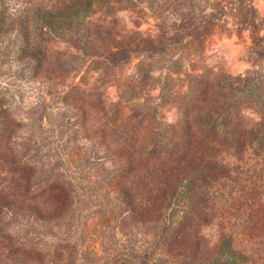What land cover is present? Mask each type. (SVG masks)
Instances as JSON below:
<instances>
[{
  "label": "rangeland",
  "instance_id": "obj_1",
  "mask_svg": "<svg viewBox=\"0 0 264 264\" xmlns=\"http://www.w3.org/2000/svg\"><path fill=\"white\" fill-rule=\"evenodd\" d=\"M232 252L264 264V0H0V264Z\"/></svg>",
  "mask_w": 264,
  "mask_h": 264
},
{
  "label": "trees",
  "instance_id": "obj_2",
  "mask_svg": "<svg viewBox=\"0 0 264 264\" xmlns=\"http://www.w3.org/2000/svg\"><path fill=\"white\" fill-rule=\"evenodd\" d=\"M37 11H39L40 9L36 8ZM8 163V162H6ZM39 210V209H38ZM41 213V212H40ZM222 248L224 249V251L229 250L230 248V241L228 240V238L224 239L222 242ZM229 258L224 264H229V263H235L237 259H243L244 257L237 253V252H232L229 255ZM204 264H216V262H210V263H204Z\"/></svg>",
  "mask_w": 264,
  "mask_h": 264
}]
</instances>
